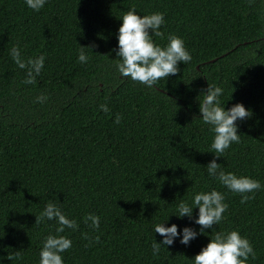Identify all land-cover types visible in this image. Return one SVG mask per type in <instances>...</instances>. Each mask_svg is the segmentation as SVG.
I'll list each match as a JSON object with an SVG mask.
<instances>
[{"label":"trees","instance_id":"trees-1","mask_svg":"<svg viewBox=\"0 0 264 264\" xmlns=\"http://www.w3.org/2000/svg\"><path fill=\"white\" fill-rule=\"evenodd\" d=\"M130 8L163 13L154 43L176 35L192 56L153 88L116 69L119 19ZM13 46L25 60L45 56L32 84ZM80 47L90 48L87 63ZM208 84L222 87L225 110L241 103L251 112L236 122L239 143L217 158L225 172L262 185L245 203L203 168L217 155L199 120ZM212 189L228 205L218 225L201 233L173 215L181 198ZM49 202L78 225L61 233L72 241L64 264H192L215 232L231 230L254 249L247 264H264V0H47L39 11L0 0V264H39L44 238L59 226L36 222ZM89 214L99 228L84 222ZM165 221L197 236L154 256L162 237L153 226Z\"/></svg>","mask_w":264,"mask_h":264},{"label":"clouds","instance_id":"clouds-1","mask_svg":"<svg viewBox=\"0 0 264 264\" xmlns=\"http://www.w3.org/2000/svg\"><path fill=\"white\" fill-rule=\"evenodd\" d=\"M46 2L47 0H24L25 5L34 11H39ZM119 20L121 24L116 35L118 43L115 51L119 58L116 69L122 78H129L133 82L153 88L160 79L176 75L179 71L178 63L186 64L192 60L184 41L176 35H169L167 44L163 47L154 43L153 36L162 34L160 29L165 23L163 13L153 12L141 16L137 14L135 8H130ZM85 49L90 48L80 47L77 55L78 61L82 64L87 63L89 59ZM10 56L19 69L25 70L26 79L23 81L25 84H32L44 67V55L25 60L17 46L10 49ZM222 94V87L208 84L206 91L201 94L202 99L199 100V120L208 125L213 133L210 150H214L217 154L203 168L209 178L218 181L228 191L239 194L241 203H245L251 198L249 194L259 190L262 185L251 177L225 172L222 165L217 163V158H220L231 144L239 143L240 134L236 122L248 118L251 112L241 103H235L225 110L220 102ZM46 99V96L41 95L37 96L36 101L43 103ZM100 108L105 112L109 110L107 105H100ZM114 122L117 124L120 122L119 115ZM224 201L225 194L216 189L196 192L191 202L181 198L173 215L178 219L187 217L194 224L199 225L200 232L203 233L205 229H212L213 225H218L223 219V213L228 207ZM193 209H198L195 219H193ZM35 218L36 222L55 220L59 225L55 229V235L49 234L44 238L39 252V264H64L61 253L70 249L72 241L61 233L65 228L75 230L78 227L76 220L69 219L57 204L51 202L45 204L39 216ZM83 219L85 223L91 222V228H99L98 216L89 214ZM166 221L153 226L154 232L162 237L159 243L153 240L151 244L154 256L159 254L161 248L166 249L171 246L177 237L181 244L187 246L197 236V231L191 227H183L178 232L176 224L166 227ZM250 256L255 258L249 240L242 237L238 231L231 230L215 232L209 243L201 248L191 262L192 264H247ZM19 257L20 251H16L15 258L19 259ZM12 258V256L7 257V259Z\"/></svg>","mask_w":264,"mask_h":264}]
</instances>
